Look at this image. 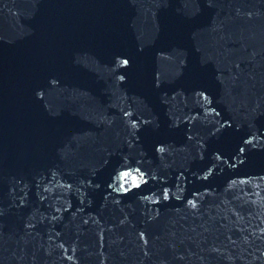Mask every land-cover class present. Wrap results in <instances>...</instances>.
I'll return each mask as SVG.
<instances>
[{
    "label": "water",
    "instance_id": "1",
    "mask_svg": "<svg viewBox=\"0 0 264 264\" xmlns=\"http://www.w3.org/2000/svg\"><path fill=\"white\" fill-rule=\"evenodd\" d=\"M0 264H264V0H0Z\"/></svg>",
    "mask_w": 264,
    "mask_h": 264
}]
</instances>
